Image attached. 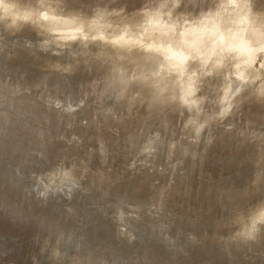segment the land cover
Masks as SVG:
<instances>
[{
    "label": "bare ground",
    "instance_id": "obj_1",
    "mask_svg": "<svg viewBox=\"0 0 264 264\" xmlns=\"http://www.w3.org/2000/svg\"><path fill=\"white\" fill-rule=\"evenodd\" d=\"M109 1L61 0L60 7L78 16L98 7L132 12L146 2ZM255 8L264 11V0H255ZM5 36L6 47L0 52V103L6 99L11 107L10 123L5 125L0 117V178L10 183L0 191L14 204L9 217L16 222L31 218L28 211L34 216L45 215L39 220L43 227L34 231L33 264H264V236L247 243L232 239L236 214L264 200V179L254 183L255 173L264 170V163H259L261 153L247 136L240 135L264 131V102L242 96L233 115L213 127L211 144L207 133L199 143H193L184 132V117L172 109L148 110L137 105L129 111L119 105L115 116H105L90 105L94 108L90 117H83L82 110L81 115L72 116L56 107L57 102L67 106L74 100V87L68 86L72 75L86 74L92 79L104 69L81 61L70 74L53 72L49 68L53 61L75 62L67 55L53 57L37 48H26L27 40L34 44L39 40L31 29ZM15 61L34 75L40 73V77L30 81L21 69L23 82L14 80L11 75L18 72L4 71L13 69ZM31 72L29 77L34 76ZM48 74L56 76L53 84ZM75 78V83L71 80L74 84ZM59 91L64 97L58 95ZM34 121L40 130L34 126L36 131L29 130L28 125ZM55 127L65 142L53 139ZM155 133L160 136L157 152L151 157L141 155L140 145ZM100 140L122 157L117 161H122V166L110 165L114 158L108 149L112 159L108 157L105 165V161L100 163V150L85 152ZM172 143L177 144L176 149L170 148ZM61 161L67 166L77 165V176L84 177L81 187L71 199L62 193L41 195L44 189L37 184L36 176ZM85 165L87 173L83 172ZM151 179L156 182L151 184ZM18 191L25 196L32 194L35 212L28 202H14ZM121 209L125 213L122 222L117 217ZM57 250L59 257L54 255Z\"/></svg>",
    "mask_w": 264,
    "mask_h": 264
},
{
    "label": "clouds",
    "instance_id": "obj_2",
    "mask_svg": "<svg viewBox=\"0 0 264 264\" xmlns=\"http://www.w3.org/2000/svg\"><path fill=\"white\" fill-rule=\"evenodd\" d=\"M60 4L61 0H0V52L6 47L5 34L31 29L39 40H27L26 48L53 57L67 55L75 62L53 61V72L70 74L81 61L101 66L102 74L82 86V98L67 106L56 103L65 113L86 105H95L105 116H115L119 105L129 111L137 105L172 109L184 117V132L193 143L207 133L211 144L213 127L233 115L242 96L264 102V11L255 8V0H146L132 12L98 7L78 16L62 11ZM10 107L6 99L0 103L5 125L10 123ZM240 135L257 145L259 163H264V131ZM159 142L158 133L146 137L140 154L153 156ZM99 146L106 162L103 140ZM76 171L75 163L67 166L61 161L37 175L44 189L41 195L62 193L71 199L84 178ZM87 171L85 165L83 172ZM255 176L259 184L264 170ZM117 217L124 221L122 209ZM232 224L233 240L255 242L264 236V200L238 212Z\"/></svg>",
    "mask_w": 264,
    "mask_h": 264
},
{
    "label": "rangeland",
    "instance_id": "obj_3",
    "mask_svg": "<svg viewBox=\"0 0 264 264\" xmlns=\"http://www.w3.org/2000/svg\"><path fill=\"white\" fill-rule=\"evenodd\" d=\"M72 1V0H71ZM76 1V0H75ZM79 1H84V0H79ZM87 1V0H86ZM92 1V0H91ZM96 2H97V0H95ZM98 1H105V0H98ZM129 1H132V0H129ZM128 1V2H129ZM139 1H144V0H139ZM138 0L136 1V0H133V2H137V3H140ZM115 2H118V0L117 1H115ZM119 2H123V3H125V4H127L126 3V1L125 0H119ZM77 4H78V2H76ZM89 3H90V1H89ZM91 3H94V2H91ZM108 3H114V0H110ZM90 5V4H89ZM17 61H19V60H17ZM19 63H21L20 61H19ZM13 64V63H12ZM15 65H16V61L14 62V65H13V69H12V67H9L8 69L6 68L5 70L6 71H4V72H7V70L8 71H13V72H18V73H14V74H12L11 76H13V79L15 80L16 78H19L20 80H22V82H23V79H24V77H27L28 76V78H26V79H28V80H34L35 78H36V76L38 77L39 75H40V73L38 74V73H36V75H34V73H32L31 71H28L29 69H27L26 70V68L24 69V68H22L24 65H22V64H18V62H17V65H19V67H18V70H17V68L15 67ZM3 66H5V65H3ZM6 67V66H5ZM25 67V66H24ZM10 69V70H9ZM14 69L16 70V71H14ZM23 71H22V70ZM21 70V71H20ZM22 73H27V74H24V77H23V73L21 74L20 72ZM12 72V73H13ZM32 73L31 75H34L33 77L31 76V77H29L30 76V74L29 73ZM18 75L19 77H17L16 75ZM29 74V75H28ZM38 74V75H37ZM27 75V76H26ZM51 75V77H49ZM48 74V81H49V83L51 84H53V79L56 77L55 75V77H53L52 78V74ZM79 74H76V76L75 75H72L73 77H77V78H75L76 79V84H74L75 82V80L73 79V77H71V80L74 82V83H72V81L70 80V78H67V80L69 81V83H68V86L70 85L71 87H74V88H72V89H74L73 90V96H74V100H75V102L76 101H78L79 100V97L80 98H82V91H83V87L82 86H84L88 81H90V80H92L91 79V77H90V75L88 76V75H82V77H81V74H80V76H78ZM16 76V77H15ZM21 76L23 77V78H21ZM46 76H47V74H46ZM45 76V77H46ZM85 76H88V77H85ZM15 77V78H14ZM40 77V76H39ZM41 77H42V75H41ZM79 77H81L80 78V80H78V78ZM30 78V79H29ZM45 79V80H44ZM43 80L46 82L47 80V77L46 78H44ZM56 79V78H55ZM88 79V80H87ZM52 82H51V81ZM83 80V81H82ZM87 81V82H86ZM54 82H56L55 80H54ZM71 82V83H70ZM83 82V85H80L81 83ZM86 82V83H85ZM46 83H48V82H46ZM78 83H79V86H78ZM72 84H74V85H72ZM69 86V87H70ZM71 88L69 89V90H72ZM75 89H76V92H75ZM35 90H39V88H36ZM79 90V91H78ZM39 92V91H38ZM60 92V91H59ZM77 92L79 93L78 95H77ZM63 92H60V93H58V95L60 96V97H64V94H62ZM61 94V95H60ZM74 100H72V102L74 101ZM91 106H93V107H95V105H91ZM90 106V107H91ZM89 107V105L88 106H85L84 108H80L79 110H80V112L77 110V112H74V113H72L73 115H78V114H80V113H82L81 112V110L83 111V113H82V116L84 115V114H87V116H89V114H91V112L93 111V107H91L90 108ZM86 108H88V109H86ZM90 108V109H89ZM96 108V107H95ZM91 109H92V111H91ZM89 110V111H88ZM87 111V112H86ZM79 112V113H78ZM71 114V115H72ZM70 115V117L69 118H71L72 116ZM81 115V114H80ZM87 116H83V117H87ZM91 116V115H90ZM89 116V117H90ZM83 122V124H84V120L82 121ZM99 123V122H98ZM32 124V125H31ZM31 124H29L28 125V128H29V130H31V131H33V130H35L36 131V129H34V128H37L38 130H40V128H41V126L39 125V123L38 122H36V121H34V122H32ZM33 126H34V128H33ZM94 129V128H93ZM56 132L54 133V135H53V139H55V140H58V141H64L65 142V140H64V137L63 136H61L62 134H58L57 132V130L58 129H56V127H55V129H54ZM60 130H62V129H60ZM64 131V130H63ZM51 133V132H50ZM96 143H98V142H96ZM99 144V143H98ZM78 150H81L80 148H77ZM108 149V151H111V155H112V157L114 158L113 160H108L109 158L110 159H112L110 156H109V154H110V152L108 153V155H107V161H110L111 163H110V165H113V164H119V162H117L118 160L120 161L121 159H122V157L119 155H117V153H116V150L114 149V151H115V153L114 152H112L113 150H109L110 148H108V147H106V150ZM88 150V151H87ZM91 150V151H90ZM97 150H99V145H97L96 144V146H94V145H89L87 148H86V150H85V152H89V153H98L97 152ZM114 153V154H113ZM113 155H116L117 157H118V159L117 158H115V156H113ZM109 157V158H108ZM95 158L96 159H99V157L98 156H95ZM95 159V160H96ZM101 162V164H102V161H105V158L102 156L101 157V160H100ZM103 162V164L105 165V164H107V163H109V162ZM123 162L121 161V163L119 164V165H123L122 164ZM102 164V165H103ZM210 166H212V165H210ZM216 168H218V167H216ZM14 175H16V172H17V169L15 168L14 170ZM26 174L24 173V175L23 176H25ZM27 175H28V172H27ZM6 181V182H4V180ZM0 178V188L1 187H6L9 183H10V181H8V179H6V178ZM120 180H122V179H120ZM153 179H151V184L152 183H154V182H156L155 180H153ZM19 191H21L20 189H19ZM18 191V194L17 193H15L14 195H16V197L14 198V202H16V203H18V204H22V202H28L29 203V205L30 204H32V208L34 209V212H35V208H34V202H32V194H30V192L27 194V196H25L24 194H22V192H19ZM20 193V194H19ZM20 195V196H19ZM24 196V197H23ZM18 197V198H17ZM16 198L18 199V200H16ZM8 198H7V195H5L4 194V192L1 190L0 191V264H33L34 262L32 261V254H33V238L35 239V234L37 233V232H34L35 230H39V228H41V227H43L42 226V223H40V218L41 217H44L43 215H41V217H39V215H37V216H34L35 214H31V213H29V212H31V211H28L27 212V215H30V217L32 218H28V219H30V220H28L27 218V220H26V222H23V221H20L19 223L18 222H16V220L15 219H13L12 217H9V215H10V208H11V206H13L14 204H11V203H9L8 201H6ZM28 199V200H27ZM18 201V202H17ZM63 202V201H62ZM8 203V204H7ZM27 203V204H28ZM7 205V206H6ZM10 205V206H9ZM6 206V207H5ZM38 207V206H37ZM8 208V209H7ZM37 212H38V209H37ZM32 213H33V211H32ZM38 214H39V212H38ZM35 217V218H34ZM37 218H39V219H37ZM34 220H36L35 222H34ZM34 222V223H33ZM27 223V224H26ZM35 224V225H34ZM34 225V226H33ZM29 226V227H28ZM35 227V228H33V227ZM32 232V233H31ZM31 243V244H30ZM32 247V248H31ZM37 264H42V263H40V262H38Z\"/></svg>",
    "mask_w": 264,
    "mask_h": 264
}]
</instances>
